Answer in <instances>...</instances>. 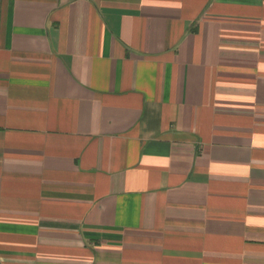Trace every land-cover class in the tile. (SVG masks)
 Here are the masks:
<instances>
[{
	"label": "crops",
	"instance_id": "obj_1",
	"mask_svg": "<svg viewBox=\"0 0 264 264\" xmlns=\"http://www.w3.org/2000/svg\"><path fill=\"white\" fill-rule=\"evenodd\" d=\"M0 264H264V0H0Z\"/></svg>",
	"mask_w": 264,
	"mask_h": 264
}]
</instances>
